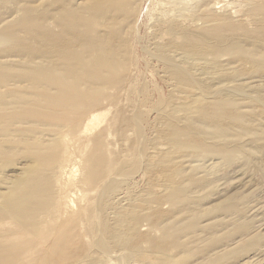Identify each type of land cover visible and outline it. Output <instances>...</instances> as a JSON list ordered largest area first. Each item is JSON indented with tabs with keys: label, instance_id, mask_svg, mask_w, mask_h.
Masks as SVG:
<instances>
[{
	"label": "bare ground",
	"instance_id": "obj_1",
	"mask_svg": "<svg viewBox=\"0 0 264 264\" xmlns=\"http://www.w3.org/2000/svg\"><path fill=\"white\" fill-rule=\"evenodd\" d=\"M208 5L202 4L197 8L200 11L196 9L193 14L203 12L204 23H214L217 18ZM246 7L259 32L264 33V0L248 2ZM134 12L131 0H0V264H82L84 261L96 264L97 257L96 260L91 257L90 247L84 242L94 229L89 225L91 211L72 201V197L87 198L95 191H100V206L107 210L101 215L100 231L95 230L101 234L97 241L99 248L106 252L119 250L128 260L132 258L138 264H209L219 255L229 258L224 264H240L231 259L235 254L233 247L212 251L195 247L204 234L202 230L195 232L196 223L186 227L193 218L190 215L174 218L166 224L165 220L171 215L159 210L155 213V224L163 231L162 237L151 240L144 237L143 231L138 232V220L149 204L144 194L150 195L149 190L143 195L127 196L126 193L125 202L110 196L124 174L115 171L118 167L112 169L114 165L102 130L87 137L80 150H70L71 136L77 138L78 133L86 130L89 121L83 123L85 114L106 107L104 100L111 104L108 88L124 79L129 52L128 27ZM174 28L179 29V26L174 25L169 31ZM181 32L184 33L182 43L172 45L169 42L150 53L164 64L165 72L177 86L186 88L182 85L190 84L187 99L175 102L172 109L165 111L166 115L170 112V116H176L190 110L185 115L188 116L196 108H202L197 104L201 91L205 92L202 80L212 75L208 66L222 67L216 62H202L201 55L207 47L218 50L236 45L237 49L246 42L254 52L249 57H238L233 61L235 64L254 62L264 56V42L259 44V40L233 31L228 36L224 33L214 37L212 46L200 35ZM165 114L162 112L163 117ZM221 114L227 118L214 119L212 125L225 128L233 115L230 112ZM138 117L135 121L139 123ZM164 122L169 123L167 129L175 134L172 121L164 119ZM110 124L121 134L122 124L131 123L123 112ZM81 138H77L80 143L85 140ZM169 140L173 150L195 147L182 140L173 141L172 137ZM151 156L155 159L153 162L150 158L147 168H156L160 152ZM9 161L12 167L5 165ZM77 161L82 171L73 178L68 167H75ZM111 170L113 175L107 174ZM149 174L151 183H155L159 176ZM173 180L176 177L166 175L161 182L162 193L172 201L176 199L178 187V182ZM177 226L181 229L179 234L174 233ZM142 238L148 240L151 248L140 249ZM197 253L200 256L189 262L188 259Z\"/></svg>",
	"mask_w": 264,
	"mask_h": 264
},
{
	"label": "rangeland",
	"instance_id": "obj_2",
	"mask_svg": "<svg viewBox=\"0 0 264 264\" xmlns=\"http://www.w3.org/2000/svg\"><path fill=\"white\" fill-rule=\"evenodd\" d=\"M251 1L254 0H131L135 12L128 27L127 72L120 83L108 88L107 95L112 96L111 104L104 100L106 107L85 114L83 123L89 121L86 130L76 135L77 138L85 137V140H80V143L77 138L71 136L73 142H70V150H80L87 137L100 130L104 132L103 138L107 150H110L109 158L114 165H111L112 169L118 167L119 170L115 171L124 174L110 196L123 200L129 194L143 195L148 190L151 195L144 194V200L149 204L138 220V232L143 231L144 237L151 240L162 237L163 231L155 224V213L159 210L170 213L171 217H167L166 224L171 223L174 218L183 219L190 215L193 218L187 222L186 227L196 223L195 232L202 230L204 234L195 246L198 249L212 251L224 246L233 247L235 254L231 259L235 262L264 264V56L254 62L248 60L243 64H235L233 61L238 57H249L254 52L251 46L245 45L246 42L237 49L236 45L223 46L218 50L207 47L201 55L202 62L208 60L222 64V67L208 66L212 75L209 79L202 80L206 85L205 92L201 91L200 102L197 104V107L202 108H196V111L188 116L185 115L190 110L170 116V112L166 115L165 111L172 109L175 102L187 99L185 97L189 94L190 84L182 85L186 88L177 86L175 80L165 72L164 64L150 54H153L157 47L166 46L169 42L172 45L182 43V30L187 34L206 38L210 46L214 37L224 33L228 36L232 31L252 40H259L261 44L264 42V33L259 32L246 7ZM204 3L209 4L214 18H217L214 23H204L206 18L203 12L193 14ZM184 18L189 20L185 19L184 22ZM123 25L126 26V22ZM174 25L179 26V29L174 28L170 32L169 29ZM123 112L131 124H122V133L118 134L116 127L111 126L110 122ZM221 112H230L233 115L225 128L212 125L214 119L222 121L227 118L222 116ZM95 114L96 116L90 119ZM134 115L135 120L140 117L139 123L133 120L135 125L132 123ZM164 119L172 121L171 127H174L175 134L167 129L169 123L165 124ZM170 137L173 141L182 140L183 143L187 142L195 147L173 150ZM157 152H160V157L156 168H147L148 163L151 160L154 162L155 159H152L151 155H156ZM77 162L75 167H68L73 178H77L82 171L81 163ZM10 164L11 161L5 162V165L12 167ZM111 172L107 174L113 175ZM130 173H133L132 176ZM149 173L159 176L156 184L151 183ZM166 175L176 177L173 181L178 182L175 202L162 193L161 182ZM99 194L100 191H95L88 194L87 198H80L81 200L78 196L72 197L74 205L85 206L91 211L92 219L89 225H93L94 229L92 228L90 237L84 240L87 247H90L88 249L91 257L95 260L97 257L96 264H138L132 258L128 260L119 250L109 249L106 252L105 249L99 248L97 241L99 242L101 234L95 230L100 229L101 218L107 213V210L100 206L102 195L99 197ZM80 201L82 204H79ZM179 229L177 226L174 233L179 234ZM246 232L248 233L245 234ZM147 241L143 238L140 240L141 250L151 248ZM143 242L146 245L141 244ZM100 249L102 253L99 252ZM94 250L98 251V254L93 252ZM93 253L95 254L92 255ZM197 256L200 254H194L188 261L195 260ZM227 259L229 258L219 255L209 264H224ZM89 262L84 261L82 264Z\"/></svg>",
	"mask_w": 264,
	"mask_h": 264
}]
</instances>
